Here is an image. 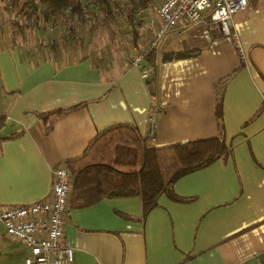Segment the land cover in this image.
<instances>
[{
  "label": "crops",
  "instance_id": "1",
  "mask_svg": "<svg viewBox=\"0 0 264 264\" xmlns=\"http://www.w3.org/2000/svg\"><path fill=\"white\" fill-rule=\"evenodd\" d=\"M17 15L0 0V137L23 130L0 139V207L47 198L54 169L114 124L135 125L152 147L217 136L223 96L232 153L177 181L175 193L192 202L162 195L144 216L139 197L88 207L70 197L65 238L73 264H264V0L235 15L238 41L207 17L169 29L147 79L130 58L153 38L157 15L111 54L80 32L79 43L63 35L56 27L66 13L51 28ZM27 255L1 233L0 264Z\"/></svg>",
  "mask_w": 264,
  "mask_h": 264
},
{
  "label": "trees",
  "instance_id": "2",
  "mask_svg": "<svg viewBox=\"0 0 264 264\" xmlns=\"http://www.w3.org/2000/svg\"><path fill=\"white\" fill-rule=\"evenodd\" d=\"M8 11L30 18L32 12L26 5L40 13L46 25L68 14L74 26L87 24L84 0H2ZM105 9L103 23L111 26L123 5L128 10L129 34L138 39L139 19L142 12L154 11L159 0H93ZM156 47L146 56L145 61L155 69ZM195 53L194 51L189 54ZM155 73V70H153ZM155 77L153 76V80ZM217 136L187 141L163 147H152L139 129L129 123H118L99 131L91 140L84 153L69 160L67 166L73 175L72 204L88 207L104 198L139 197L143 215L146 216L158 205L162 195L181 203L192 202L194 198H183L175 193V184L182 177L207 168L232 153L227 143L224 124L223 96L218 99ZM5 125V116L0 115V130ZM22 129L16 130L1 140L18 138Z\"/></svg>",
  "mask_w": 264,
  "mask_h": 264
},
{
  "label": "built area",
  "instance_id": "3",
  "mask_svg": "<svg viewBox=\"0 0 264 264\" xmlns=\"http://www.w3.org/2000/svg\"><path fill=\"white\" fill-rule=\"evenodd\" d=\"M250 4L251 0H161L155 7L160 25L149 43L131 57V65L141 71L143 78H149L153 70L145 56L183 20L192 24L207 17L224 35L238 41L234 17ZM72 188L73 175L65 163L54 169L47 198L0 207V237L4 233L28 250L25 264H73L74 248L65 238Z\"/></svg>",
  "mask_w": 264,
  "mask_h": 264
},
{
  "label": "rangeland",
  "instance_id": "4",
  "mask_svg": "<svg viewBox=\"0 0 264 264\" xmlns=\"http://www.w3.org/2000/svg\"><path fill=\"white\" fill-rule=\"evenodd\" d=\"M31 1V0H29ZM85 9L87 13V17L89 19V22L87 24H77L73 28V23L71 22L69 16H67L66 19L62 20L61 22H58V30H63V35H66L69 40H76V43L78 42V39H74L75 33L74 31L80 32L84 34V39L86 40V44L90 46H94V44H98L102 47V50L105 52H101V54H111L114 51V48L120 47V45H124L126 43V38L131 42V36L128 35L129 26L127 25V7L126 5H123L120 11L117 13L115 20H111V26L105 25L103 23V18L105 15V9L98 4L96 1L93 0H84ZM26 10L29 12H32V15L29 20V25L31 27H38V28H51L50 25H44L42 22V19L40 17V13L35 11L32 6L26 5ZM16 18H18V15L13 13ZM22 16V15H20ZM15 18V21L17 20ZM21 18V17H19ZM18 18V19H19ZM151 19H156V13L154 11H147L144 13L143 17H140L139 27L141 24L144 26L150 25ZM61 30V31H62ZM116 31L120 34L116 35ZM73 38V39H72ZM121 40V41H120ZM73 43V42H72ZM146 46L145 44L143 45ZM133 48V46H132ZM133 50H135L133 48ZM136 51V50H135ZM134 51V54H135ZM94 54V51L91 52ZM99 53V52H98ZM137 53V51H136ZM131 59V58H130Z\"/></svg>",
  "mask_w": 264,
  "mask_h": 264
}]
</instances>
